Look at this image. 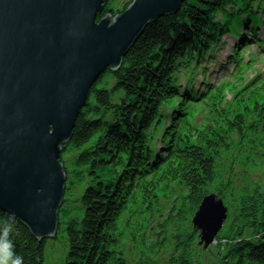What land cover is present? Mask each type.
I'll return each mask as SVG.
<instances>
[{
  "label": "trees",
  "instance_id": "1",
  "mask_svg": "<svg viewBox=\"0 0 264 264\" xmlns=\"http://www.w3.org/2000/svg\"><path fill=\"white\" fill-rule=\"evenodd\" d=\"M120 1L105 0L98 21L134 0ZM228 16H238L245 33L226 63L241 61L238 49L263 29L264 0H187L151 22L122 65L92 87L71 142L62 144L63 264H264V99L235 111L219 109L223 93L204 100L212 92L204 65L225 36L235 37ZM198 71L207 93L194 86ZM180 74L187 75L184 88ZM198 106L214 119L196 125ZM237 164L261 181L237 177ZM211 193L229 216L203 252L192 219ZM6 227L23 264H44L49 239L0 211V241ZM7 252L0 243V258Z\"/></svg>",
  "mask_w": 264,
  "mask_h": 264
},
{
  "label": "water",
  "instance_id": "2",
  "mask_svg": "<svg viewBox=\"0 0 264 264\" xmlns=\"http://www.w3.org/2000/svg\"><path fill=\"white\" fill-rule=\"evenodd\" d=\"M187 0H134L99 18L105 0H0V211L39 240L55 237L67 175L62 144L92 87L117 70L154 21ZM217 194L206 195L193 228L207 250L228 220Z\"/></svg>",
  "mask_w": 264,
  "mask_h": 264
},
{
  "label": "rangeland",
  "instance_id": "3",
  "mask_svg": "<svg viewBox=\"0 0 264 264\" xmlns=\"http://www.w3.org/2000/svg\"><path fill=\"white\" fill-rule=\"evenodd\" d=\"M125 1L126 0H121L120 3H125ZM227 19L231 22V32L235 37H233V39L230 38L232 37L230 35V37L225 36L222 41L223 43L216 49L217 51L212 54V59H208L204 65L206 70L205 81L212 88V92L207 97L205 96L204 100L212 103L215 98L214 96L223 93V98L218 101L219 104L222 103V107L219 109L235 111L245 105L253 106L255 103H260L264 99V26L257 43H251L247 47H240L238 49V52H242L241 61L226 63L228 55L233 54V48L238 47L236 43L241 40V35H244V30H241V27L239 26V23L242 22L238 16H228ZM251 36H248L249 39ZM199 73L200 72L198 71L195 75L196 84L194 83V86L196 90H201V94L207 93V87L201 85V83L204 82V79L202 74ZM180 75V81L182 82L180 87L184 88L187 83V75ZM171 105L172 103L167 106ZM202 110V106L197 107V112L201 113L195 120L196 125H203L214 119V116L209 113V108L205 111ZM248 121H250L249 118ZM235 170L237 177L245 175L250 183L253 181H261V174L255 171L251 172L244 165L237 164ZM246 170H249L247 174L245 173ZM60 217L62 219L61 215ZM62 228L63 226H61V229L58 231L56 239L50 238L48 240L44 264L64 263L63 258L67 254L68 247L65 233L62 231ZM215 244L216 242L207 250H204L203 246H198L203 252H207L209 249H212Z\"/></svg>",
  "mask_w": 264,
  "mask_h": 264
},
{
  "label": "clouds",
  "instance_id": "4",
  "mask_svg": "<svg viewBox=\"0 0 264 264\" xmlns=\"http://www.w3.org/2000/svg\"><path fill=\"white\" fill-rule=\"evenodd\" d=\"M9 228L4 229V238L0 243L3 244V247L8 250L7 258H0V264H23V257L17 253L13 252V243L11 240L7 239Z\"/></svg>",
  "mask_w": 264,
  "mask_h": 264
}]
</instances>
